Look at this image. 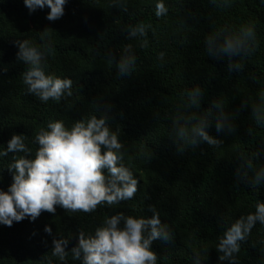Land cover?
Masks as SVG:
<instances>
[{
  "label": "trees",
  "instance_id": "obj_1",
  "mask_svg": "<svg viewBox=\"0 0 264 264\" xmlns=\"http://www.w3.org/2000/svg\"><path fill=\"white\" fill-rule=\"evenodd\" d=\"M165 4L168 14L156 18L153 0H127L128 12L110 8L108 0H67L63 16L48 21L47 7L29 15L23 0H0V69H6L0 71V145L12 134H23L34 149L32 138L50 120L70 127L76 120L99 115L96 103H108L110 128L120 130L123 163L138 179L134 197L117 206L98 205L93 213H66L57 206L54 214L42 211L32 222L25 218L11 227L0 225V264H46V259L56 264L45 225L53 236H73L71 247L77 231L90 232L105 216L116 212L151 216L147 205L155 207L171 233L169 241L156 240L151 246L157 264H193L195 254L200 264H218L217 237L239 215L252 211L257 200L264 202V185L254 188L249 179L236 176L240 157L248 158L264 143V125H256L250 110L240 108L241 101L264 95V4L260 0H230L226 7L211 0ZM137 23L150 25L143 48L140 40L126 39L122 31ZM249 23L256 42L241 69H229L226 59L206 55L203 39L210 31ZM23 39L46 50V73L72 80L71 97L42 103L27 94L21 83L27 66L16 61L13 43ZM125 44L132 46L136 67L130 76L118 77L107 57L118 58ZM159 53L164 54L162 59H157ZM194 86L203 92L202 110L220 100L226 112L237 113L232 121L235 130L217 133L213 110L207 131L222 143L179 153L168 138L170 120L183 109L184 94ZM9 159L0 160V169ZM253 163L264 164V158ZM11 182L8 170L0 171V190ZM261 240L264 228L256 225L240 245L239 264H264Z\"/></svg>",
  "mask_w": 264,
  "mask_h": 264
},
{
  "label": "clouds",
  "instance_id": "obj_2",
  "mask_svg": "<svg viewBox=\"0 0 264 264\" xmlns=\"http://www.w3.org/2000/svg\"><path fill=\"white\" fill-rule=\"evenodd\" d=\"M211 2L226 7L230 0ZM66 3L67 0H23L29 15L47 7L45 19L48 21L61 18ZM260 3L264 4V0ZM108 5L128 12L127 0H108ZM153 9L156 18L168 14L165 0H153ZM149 27L137 23L122 31L126 39L140 40L139 47L143 48L146 43L143 38ZM40 39L43 41L45 36L41 35ZM255 42L256 32L251 23L236 28L217 27L203 39L206 55L226 59L229 69L237 70L252 54ZM13 43L17 48L16 61L27 66L21 72V83L27 94L42 103L49 100L59 103L73 95L70 78L46 73V50L34 46L28 39ZM163 55L159 53L157 59H162ZM107 59L110 65H115L118 77L130 76L137 62L130 44L123 46L118 58L109 54ZM184 96V107L171 118L168 130V138L177 152L193 150L201 144L215 147L222 143L207 131L213 110L217 133L231 134L235 130L232 121L237 113L226 112L220 100H212L210 107L202 110L203 92L199 86L188 89ZM95 107L99 115L76 120L70 127L61 120L47 122L31 140L36 146L34 149L26 143L23 134H12L0 145V160L10 157L0 171L6 168L12 181L6 190H0V225L11 227L13 222L25 218L32 222L42 211L54 214L57 206L66 213H93L98 205L111 208L134 197L138 179L123 163V145L118 138L120 130L110 128L112 106L96 103ZM240 108L250 110L256 125H264V95L251 102L241 101ZM258 158H264V143L248 158L241 156L236 168L237 179H249L254 188L264 185V164L254 166L253 163ZM147 211L151 216H132L123 212L105 216L90 232L77 231L75 244L71 247L69 243L73 236H53L52 229L45 225L43 232L52 237L50 255L56 264H69V260L73 264H157V255L151 246L156 240L169 241L171 233L153 205H147ZM256 225L264 228V202L259 200L252 211L239 215L217 237L214 249L218 253V264H239L240 245ZM260 243L264 245V240ZM200 259L195 254L193 264H200ZM46 264H53V261L46 259Z\"/></svg>",
  "mask_w": 264,
  "mask_h": 264
}]
</instances>
